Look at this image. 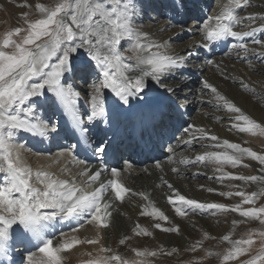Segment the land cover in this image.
Masks as SVG:
<instances>
[{"label":"snow or ice","instance_id":"1","mask_svg":"<svg viewBox=\"0 0 264 264\" xmlns=\"http://www.w3.org/2000/svg\"><path fill=\"white\" fill-rule=\"evenodd\" d=\"M248 6L249 0H226L220 4L217 13L206 18L202 26L195 25L187 31L202 34L205 43L199 44V47H208L209 43L228 37L236 40L254 37L256 32H264V15L240 17L237 10ZM35 8L40 18L35 21L26 20V29L17 27L0 37V255L7 257L11 242L16 241L28 251L27 264H62L60 253L71 250L81 241L76 238L71 241L66 239L53 246L50 230L54 232L56 224L61 221L75 222L77 228L74 231L85 222H96L100 228H108L111 202L106 199V194L110 190L115 200L123 202L131 189L122 183L123 169L109 168L106 164L91 172V175V169L86 166L79 174L81 177L88 176L83 183H77L75 178L61 179L47 171L33 173L21 157V149L25 146L12 143L15 133L26 131L41 137L58 135L59 121H46L36 116L39 105L47 103L62 112L67 118L68 130L76 137V142L64 149L61 155L66 152L73 160L85 164L78 155V149L84 140L93 145L94 156L103 161L119 149V145L107 137L105 129L100 128V125L107 126L111 123L105 92L118 98L117 110L129 105L130 98L151 106V100H145V97L150 92H155L162 100L155 105V111L151 114V119L155 121L152 131L162 138L171 119L169 113L183 107L176 103L182 91L179 77H182V70L194 53L188 51L185 54H168V41L158 43L149 33L142 31L138 20L145 14L143 0H55L54 6L37 3ZM171 9L174 13L172 19L186 14V0H172ZM23 15L26 17L28 14ZM256 20L262 21L259 27H252L250 31L234 30L244 21L255 23ZM179 26L184 31L183 25ZM14 37H19V40ZM253 42L264 47V41L254 39ZM238 47L245 54L249 51L245 43ZM81 50L86 58L76 62L74 54ZM261 57L264 58V52ZM207 63L214 62L208 60ZM76 79H83L90 91L88 88L78 89ZM169 79L176 83L168 84ZM202 87L215 94L217 105L222 104L229 112L238 113L235 120L242 121L243 124L235 123L232 125L234 128L242 133L256 135L259 132L264 135V126L245 115L238 106L218 92L215 86L205 80ZM165 108L169 111L165 112ZM93 128L98 129L94 140ZM193 128L195 126L189 125L183 131L188 133ZM198 138L212 141L219 139L215 135L210 136L203 128H195L192 139L182 142L191 144ZM214 147L224 150L206 151L196 155L194 160H182L181 163H214L217 165L216 171L222 173L218 177L221 181L227 178L245 183L264 182V176L223 173L225 165L235 168L245 156L264 165V154L228 140H224L222 144L217 143ZM228 149L232 151L229 152ZM168 151L174 152V149L169 147ZM131 167V164H127V168ZM156 167L160 168L161 165L157 163ZM172 171L176 172L177 169L173 168ZM103 172H109L111 179L100 182L98 187L89 191L100 180ZM164 183L173 190L168 202L180 216L186 215V209L231 211L238 212L247 220H259L264 225V206L241 208L240 204L229 206L216 202L203 203L186 198L167 181ZM34 184L42 187H35ZM220 194L229 197L235 195L242 198L243 204L254 205L257 196L264 192L248 194L237 191ZM139 195L148 199L144 193ZM141 215L168 220L155 207L150 211L145 208ZM154 227L164 232L179 231L178 226L162 228L160 223H156ZM135 235L148 236L151 233L137 225ZM260 235L264 237V231ZM223 239L229 241L230 238L225 235ZM87 243L99 244V239L88 240ZM231 243L233 247L223 256V261L238 259L247 254L254 240L249 234L247 239ZM120 244H125V239H121ZM199 244L198 241L197 245ZM29 245L35 247L36 251H29ZM196 247L194 245L191 250L196 251ZM134 251L136 257L144 259L130 262L113 253L112 249L101 246L100 252L107 255L89 259L85 264H150L146 258L157 255V251ZM172 251L175 252L176 249ZM37 252L42 256L37 258ZM243 264H264V248Z\"/></svg>","mask_w":264,"mask_h":264},{"label":"bare ground","instance_id":"2","mask_svg":"<svg viewBox=\"0 0 264 264\" xmlns=\"http://www.w3.org/2000/svg\"><path fill=\"white\" fill-rule=\"evenodd\" d=\"M256 1L261 0H249V6L254 5ZM210 2L211 0H186L187 9L189 10L192 8L193 10H196V14L193 15L191 12L189 13L187 11L186 14L175 16V18L172 19L171 17L174 16L171 9L172 0H145V9L150 10L152 7H156V9L162 7L163 9L158 13L162 18H159V16L151 17L149 15L150 18L148 20L144 19L143 15L139 18V24L145 21L149 22L144 25L145 27L138 25L142 31L149 33L151 38L158 43L168 41V54H185L188 51L194 53V55L188 58V62L182 70V77H179L182 81V91L179 93V99L176 103L182 104L183 107H180L179 111H175L178 113L177 115L173 114L175 112L169 113L171 119L168 121L167 129L171 130V132H175V130L177 131L178 128H181V131L177 134V140H175L170 146L174 149V152H169L168 147L166 150L162 151L164 155H160L159 161L152 164H145L143 167L136 166L135 164L133 165V163H128L127 161L123 164L120 163L118 166H114L123 169L121 172L122 183L131 189V192L125 196L123 202L115 200L114 194L111 193L110 190L106 194V199L111 202V216L107 220L109 223L108 228H100L96 222H92L88 230L81 233L72 231L65 232L61 237V240L56 236L55 230L54 232L50 230L49 235L52 237L53 246L62 243L66 239L71 241L72 238H76L81 241V243L71 250L60 253L62 264H85L89 259L107 255V253L100 252L101 246L112 249L113 253L121 255L124 259L129 261L141 259L140 257H136L134 250L155 251V249H157V255L150 258H152L157 264H167L173 260H181L185 255L178 256V250L183 248L184 235V237H181L182 239H178L177 235L173 236L172 244L170 243L171 245L167 249L154 248L151 245V242H153L152 240L162 231L161 229L154 227L156 223H160L162 228H166L168 225L172 228L177 226L179 228L185 220L184 217L180 219L177 218L174 206L168 202V197L173 195V190L167 187L164 183L165 181L171 184L173 189L178 190L181 195H184L189 199L197 200L196 198L200 197V199H202L200 202L203 203L216 202L229 206L243 204L241 197L235 195L229 197L220 194L225 193L221 190V186L225 187L233 180L226 178L221 181L218 179L222 173L216 171V164L207 161L205 163H181L182 160H194L196 155L203 154L206 151H223V148H216L214 145L217 143L222 144L224 140L240 144L241 147L250 148L258 154H263L264 135L259 133L256 135L242 133L234 128L232 125L235 123L243 124L242 121L237 122L235 120L238 113L229 112L222 104L217 105L215 94L209 89H204L202 85L205 80L208 81V83L217 88L218 92L238 106L245 115H248L257 123L264 126V59L260 61L262 58L261 53L264 52V47L253 42L254 39L264 41V32H256L254 37H245L243 40H236L232 37H228L222 41L211 42L208 47H199V44L205 43L202 34L198 31L188 32L187 29L192 28L195 25L202 26V23L206 18L217 13L220 4L226 2V0H216L211 6V12L203 15L202 13H204L205 8L209 6ZM38 3H43L46 6H54L55 0H43ZM0 4L8 6L12 11H20V13H22L20 19L24 17L23 14L25 12L23 10L26 7L25 5L19 9L16 7L13 0H0ZM247 9L248 7H245L242 10H237L239 16L246 17L253 14L259 15L258 13L264 15L263 8L261 12H253V14ZM34 10L37 11L35 7ZM152 10H154V8H152ZM190 15L194 16V19L188 24V28H184V31H181V27L179 26L181 21L180 23H177L179 22V18L181 20L183 16L184 18H187L186 16ZM261 23L262 21L260 20H256L255 23L244 21L243 24L238 25L234 30L250 31L252 27H259ZM182 38H185L184 40L186 41L177 44V41L183 40ZM241 43L247 45L249 49L248 53L245 54L239 49L238 45ZM192 44H196L197 47L190 48L189 46ZM237 52H240V55H237ZM126 55H131V53H126ZM205 55H208L211 58L210 60L214 63L208 64L204 60ZM74 56L76 62H79L80 59L86 58L82 50L74 54ZM167 83L174 85L176 81L169 79ZM75 84L77 86L79 83L75 80ZM194 84L198 87L196 90L192 89ZM184 85H186V87ZM88 89L90 91L89 86ZM184 89L187 91L190 89V93L184 92ZM110 94V92H105L107 101L106 108L109 112L111 123L107 126L100 125V128L105 129L108 138L121 135V133L125 131L126 125L134 126L135 124L141 123L140 116L128 120L131 103L138 105L141 109V113H144L148 110V107H153L162 100V98L157 97L155 92H150L149 95L145 97V100L150 99L151 106L145 105L142 101H137L136 98H130L129 105H126V110L122 112V109L117 110L118 98L114 96V98L111 99ZM185 97H187L186 100L184 99ZM187 100L190 102H187ZM163 103L167 104L168 101H163ZM194 107H196L197 110L194 116L185 117L181 115L185 114V112L189 114L191 110L195 109ZM164 111L168 112L169 110L165 108ZM60 114H62L60 110L52 108L47 103L43 102L36 110V116L46 121H59ZM123 122L125 123L123 124ZM189 125H193L195 128H203L210 136H217L219 138L218 141H212L207 138H198L191 144H184L182 141L191 140L192 131L195 130V128H193L190 132L185 133L183 129L187 128ZM97 132L98 129H92L93 140L95 139ZM68 136L69 135L64 130L60 129L58 135L52 136V138H57L54 142L60 141V143L53 144L50 140L48 141L47 138L41 136H39L38 140L27 139V137L26 139L22 138L23 136H20L17 131L12 143L25 146L21 149V157L24 164L30 167L33 173L37 171H47L55 174L61 179L71 180L75 178L77 183H83L88 179V176H84L83 178L79 175L84 168H81V172H77L75 168H78L80 163L73 160L66 152L61 155L62 151L67 149L63 144L68 143ZM165 137L166 136L164 135L162 138L160 137V139L164 141ZM166 138H169V136ZM61 139L64 142H62ZM28 143L33 145L31 146ZM86 144L92 149L93 145L91 143L86 142ZM228 151L231 152L232 150L228 149ZM88 152V158L93 159L92 164L88 165L89 169H91L89 175H91V172L96 171L102 166V160L94 156L92 151ZM123 153V151L120 152V154ZM165 154H168L169 158L162 159L161 156H165ZM157 163L161 165L160 168L156 167ZM127 164H131L132 167L127 168ZM244 165L248 166L245 167ZM53 167L54 170H51ZM173 168H176L177 171L173 172ZM244 168L245 170L251 171L254 176H257V173H260V176H264V171H262L264 165H261L258 161L253 160L248 156L243 157L242 163L235 168L230 165H225L223 173L247 176V173H244ZM109 179H111L110 173L103 172L100 180L94 183L91 188H96L99 186L100 182H106ZM248 184L253 185L255 188L257 187L256 189H258L259 193L262 191L261 188H264V182L261 181H257V183L248 182ZM34 186L42 187L39 184H34ZM208 189H213L214 191L209 192ZM133 193H135V195ZM139 193H144L148 196V199L145 200L139 195ZM256 200L257 201H255L254 205H247V208L264 206V203L262 205H258L257 203L260 200V196H257ZM153 207L162 211L168 217V220L163 221L152 216L141 215V212L144 211L145 208L150 211ZM185 211L189 223L191 221L192 212L194 211L189 209H186ZM217 212L219 213L220 211L206 210L205 214H208L209 217L214 220L211 221L213 223L216 221L222 222V219L220 218L223 215L221 214L220 217H217ZM201 216H204L205 219L207 218V216L201 212V214L197 216L198 221H200L199 218ZM239 218H235V223L240 220ZM249 221L250 220H247V224L251 225L252 228L257 227L258 230L264 229V225H261L260 221L252 220L250 223ZM68 224L73 226L76 223L73 221H67L66 225ZM200 224L205 227L206 230L208 229L207 225L202 220L200 221ZM137 225L146 229L151 235H135ZM194 225L196 224L194 223ZM133 226H136V228L134 229ZM235 227L237 226L235 225ZM60 228H63V230L67 229L65 225H62ZM230 231H232V229ZM232 236L233 234L229 237ZM95 239H99V244L87 243L88 240ZM121 239H125V242H129L128 248H123L124 246L120 244ZM22 247L23 245H18L16 246V249L21 250ZM173 249L178 250L173 252ZM29 251H36V248L31 246ZM170 252L172 253L171 255L168 254ZM27 256L28 251L22 249V254L19 255L18 260L19 264L22 263L21 260L24 257L25 260L22 264H27ZM41 256L42 254L37 252V258ZM198 259H200V257H198ZM147 260L150 261L149 259Z\"/></svg>","mask_w":264,"mask_h":264},{"label":"rangeland","instance_id":"3","mask_svg":"<svg viewBox=\"0 0 264 264\" xmlns=\"http://www.w3.org/2000/svg\"><path fill=\"white\" fill-rule=\"evenodd\" d=\"M13 1L15 3L16 7L19 8V9L22 8V6L25 5L26 7H25V9L23 11L25 13H27L28 16H26V17L24 16V17H22V19H20L21 14H22V13H20V11H12V9L9 8L8 6H6L4 4H0V37H2L7 31L14 30L17 27H21L22 29H26L27 28L26 18H27V21H35L36 19L40 18V14L37 11L34 10V7H35V5L38 2L43 1V0H13ZM215 1L216 0H211V3L209 5V7L206 8L205 11L207 10V12H210L212 10L211 6L215 3ZM257 2H259L260 4L257 3ZM143 3L145 5V0H143ZM49 6H51V5H49ZM250 6H248L247 10H250L252 14H253V12H261L264 9V0L256 1L254 5H250ZM152 8H154V10H152ZM152 8L150 10L145 9V14L143 15L144 19L148 20L150 18L149 16H151V17H158L159 16V18H162V16L160 17V15L158 13H160V11L163 8L162 7L161 8H157V9H156V7H152ZM14 14H15V16H14ZM258 14L260 15V13H258ZM192 19H193L192 17L187 18L181 24L183 25L184 28H188L189 27L188 24L191 22ZM148 23L149 22L145 21V22L140 23V24L138 23V25H141V26L145 27L144 25L148 24ZM23 34L24 33H21V35H23ZM14 38L19 40V37H14ZM184 39L181 40V41H177V44H181V43L185 42L186 40H184ZM125 44H127V42H125ZM9 51H10V49H9ZM262 59H264V58H261L260 61H262ZM76 82L79 83L77 85L78 89L79 88H88V86H89V85L85 84L83 79H76ZM90 83H91V81L89 82V84ZM188 88H191V87H188ZM196 88H198V87H196V84H194L192 89L196 90ZM189 90L190 89H188V91L186 89H184V92L190 93ZM187 102H190V101L187 100ZM194 108L195 109L191 110L189 112V114L187 112H185V114H181V115H183L185 117L194 116L195 112L197 111L196 107H194ZM257 133H259V132H257ZM167 147L168 146H165L164 149L166 150ZM263 154H264V147H263ZM163 158H169V155L165 154V156H163L162 159ZM52 169L54 170V167L51 168V170ZM75 169H76L77 172L80 171V169H78V168H75ZM243 170H244V173L245 172L247 173L246 174L247 176H254V174L251 173V171L245 170V168ZM256 175L260 176V173H257ZM83 178H84V176H83ZM210 179H212V178H210ZM254 183H257V182H254ZM250 187H252V188H250ZM256 188L253 185L245 183L244 181H241V180H233L230 184L226 185L225 187L221 186V190L223 192H225V193H227V192L235 193L237 191H243V192L246 193L248 191L247 193L250 194L253 191L258 192V189H256ZM261 189H262L261 193L264 192V188H261ZM232 196H234V195H232ZM259 196H260V200L257 203H258V205H262L264 203V194H260V195H258V197ZM196 199L199 202L202 201V199H200V197L196 198ZM241 208H247V205L241 204ZM201 212H202V214L207 216L206 219H205L204 216H201L199 218L200 221L202 220L203 222H205V224L208 227L207 230H206L205 227H203L200 224V221H198V219H197V216L200 215ZM205 212H206V210L205 211L197 210V211L192 212L193 216L191 215V221L189 222L191 225L188 223L186 215L180 216L177 213H175L177 215V218H179V219L182 218V217L185 218L184 222L182 223L183 227L182 226L179 227V229L181 231L179 230L178 233L177 232H174V233L173 232H166V234H165L164 231H161L152 240L153 242H151V245L154 248L167 249L172 244L173 236L177 235L178 239H182L181 237L185 236L184 242H183V248L180 249V250L176 249V250H178V256H183V255H185V256L182 257L181 260H179V259L178 260H173V261H170L167 264H182V262H183V264H243V262H246L252 256H255L262 248H264V237H262L260 235V232L264 231V229H262V230L259 229L258 230L257 227L252 228L251 225L247 224V219L244 218V217H241L238 212H231V211L222 212V213L221 212H219V213L217 212L216 214L219 215V216L217 215V217H220L221 214L223 215L220 218V219H222V222L216 221L214 223L211 222V221H214V220L211 219L208 214H205ZM236 217L237 218L240 217L239 218L240 220L237 223H235V218ZM208 221H209L210 224L208 223ZM250 221L252 222V220H250ZM250 221H249V223H250ZM194 223L196 225H194ZM192 225H194V226H192ZM235 225L237 227H235ZM90 226H91V224L85 222L82 227L78 228V230L74 231L72 229L71 231L72 232L81 233L83 231L88 230ZM167 227H169V225ZM133 228L135 229L136 226H133ZM231 229H232V231H230ZM209 230H210V232H209ZM231 234H233V236L229 237L230 238L229 241H225L223 239V237L225 235L230 236ZM249 234L252 235V238L254 240V244L251 246L249 252L247 254L241 255L238 259L229 260V261H223V256L225 254H227V252L233 247L231 241H233V240L236 241V240H240V239H247ZM235 236H237V237H235ZM187 239H188V241H187ZM60 240H61V237H60ZM198 241L200 242L199 245H197ZM192 245L193 246L194 245L197 246L196 247V251H192L191 250L192 247H193ZM123 246H124L123 247L124 249L128 248L129 247V242H125V244H123ZM155 251H157V249H155ZM198 257H200V259H198ZM141 259H144V258H141ZM147 259L150 260L149 261L150 264H157L156 262H154V260L152 258L147 257Z\"/></svg>","mask_w":264,"mask_h":264}]
</instances>
